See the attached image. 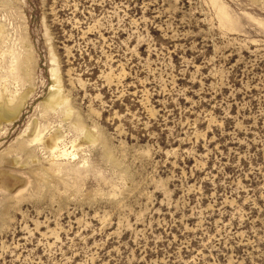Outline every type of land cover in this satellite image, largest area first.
<instances>
[{
	"label": "rangeland",
	"instance_id": "1",
	"mask_svg": "<svg viewBox=\"0 0 264 264\" xmlns=\"http://www.w3.org/2000/svg\"><path fill=\"white\" fill-rule=\"evenodd\" d=\"M1 109L0 264H264V0H0Z\"/></svg>",
	"mask_w": 264,
	"mask_h": 264
},
{
	"label": "bare ground",
	"instance_id": "2",
	"mask_svg": "<svg viewBox=\"0 0 264 264\" xmlns=\"http://www.w3.org/2000/svg\"><path fill=\"white\" fill-rule=\"evenodd\" d=\"M220 15H222V13L220 12ZM17 65H18V63H16ZM24 64V62H22V65L20 66V64L18 65V66H16V68H17V71L18 70H22L23 69V65ZM24 70V69H23ZM25 74V73H24ZM57 79V78H56ZM58 81V80H57ZM55 84V83H54ZM57 85V84H56ZM55 87H57V86H55ZM59 88V87H58ZM56 92H58L57 90H56ZM57 94L55 93V96H56ZM58 96H59V94H58ZM50 98H48L46 101H47V106H48V108H50V107H52V105L54 104V103H56V104H59L58 103V101L55 99V97H54V94L52 93L50 96H49ZM16 98V97H15ZM21 101V100H20ZM62 104V103H61ZM60 106V105H59ZM59 106H57V107H59ZM14 117H15V114H14V111H12V110H10V109H1L0 110V119L1 120H5L6 122H10V121H12L13 119H14ZM33 141H39L40 140V138L39 137H37L36 135L34 136V138L32 139ZM58 141H59V135H55V136H53V137H51L50 138V140L48 141V143H47V145L49 146V147H52V149H54V150H58L60 153H59V155L60 156H63V155H65V150H62V151H60V149H59V146H58Z\"/></svg>",
	"mask_w": 264,
	"mask_h": 264
}]
</instances>
